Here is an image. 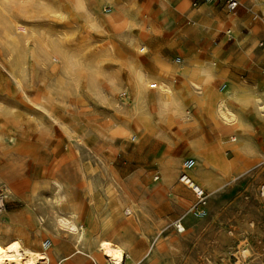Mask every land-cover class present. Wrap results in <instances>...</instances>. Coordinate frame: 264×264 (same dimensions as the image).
Returning a JSON list of instances; mask_svg holds the SVG:
<instances>
[{
    "label": "rangeland",
    "instance_id": "1",
    "mask_svg": "<svg viewBox=\"0 0 264 264\" xmlns=\"http://www.w3.org/2000/svg\"><path fill=\"white\" fill-rule=\"evenodd\" d=\"M240 2L242 17L248 6L245 0ZM192 3L0 0V188L6 186L11 191L0 213V234L5 241L20 238L26 245L43 250L42 242L54 239L49 222L54 224L61 212L54 206L49 184L59 179L75 189L74 200L62 210L79 213V222L90 232L87 246L94 251V239L109 237L108 231L103 233V220H111L110 228L121 227V220L113 213L118 206L115 201H122L124 213L129 196L150 215H140L139 220L148 230L147 237L134 231L124 236L142 256L148 254L152 243L159 264H264V116L256 112L252 101L236 100L232 106L241 114V125L222 133L211 116L189 102L182 76L159 63L175 68L181 59L224 65L225 75L213 82L214 90L232 83L264 96V29L256 38L251 30L261 22L254 19L260 9L251 11L250 24L236 29L234 18L225 22L231 15L221 5L197 8ZM199 10L205 13L196 15ZM13 20L26 24L28 33L18 31ZM8 50L23 54L25 73ZM59 52L65 55L67 65H72L69 70ZM76 66L78 69L72 71ZM138 67L152 77L150 82L155 78L174 84L196 118L199 133L182 130L171 117L162 118L152 104L151 126L131 113V75ZM68 71L80 76L86 100L75 92ZM155 91L147 88L151 99ZM120 124L128 130L126 136L113 135V126ZM198 140L211 152L222 143L233 142L239 144V152L226 150V170L206 167L195 158ZM187 158L197 162L190 176L200 178L202 174L213 185L195 181L206 191L203 205L180 181ZM12 166L26 181L18 196ZM114 179L126 190L124 196L113 187ZM160 185L162 190L154 191ZM41 208L48 211L50 219L44 225ZM179 221L186 231L179 232ZM75 242L73 235L64 231L61 253L74 249ZM83 245L76 247L83 250Z\"/></svg>",
    "mask_w": 264,
    "mask_h": 264
},
{
    "label": "bare ground",
    "instance_id": "2",
    "mask_svg": "<svg viewBox=\"0 0 264 264\" xmlns=\"http://www.w3.org/2000/svg\"><path fill=\"white\" fill-rule=\"evenodd\" d=\"M201 12H204V10H199V12H197V13H201ZM230 19L231 20L228 21V23H231L233 21V18H230ZM13 26L18 31H22V32H26L30 29V28H28V26L26 24H23V23L18 22V21H14ZM26 33H28V32H26ZM228 33H230V32H228ZM11 36H13V35H11ZM42 38L44 39V37H41V39ZM6 39L9 40L8 37ZM46 39L49 40L50 37H49V39L48 38H46ZM46 39H44V40H46ZM15 40H17V39H15ZM35 40H37V39L35 38ZM39 41L37 40V42H39ZM16 44L18 45V43H16ZM25 44H27V43L25 42ZM25 46H27V45H25ZM40 46H42V45H40ZM10 48H11V46H9V49ZM11 52H12V56L13 57L15 56V58L18 59V63H20V65L22 66L21 70L24 72L25 62L23 59L25 57L23 56V54L22 55L18 54L14 50H11ZM61 52H63V51H61ZM61 52H59L62 55L61 58L62 57L65 58L64 57L65 55H63ZM10 56L8 58H11ZM66 61H68V60L65 58V62ZM69 62H72V61L70 60ZM69 62H68V64H69ZM177 62L179 63V65L175 68H173L170 64L164 63L162 61H160L159 63L163 67L169 68L173 72H178L182 76L184 84L186 85V87L188 89V95H190L189 102L192 105H194L196 108H199V109L203 110L204 112H206L207 117L211 116L215 120L214 122H216L217 127H219V129L222 131V133L225 134V133L235 131L236 124L241 125L239 123L242 121L241 114H239L238 111H236L232 106V102L234 103L236 100H240L242 103H245L247 101H252L256 112L258 114H260L261 116H264V96L258 95L259 92L257 93L255 91H252V92L248 93V92L244 91L242 86H240L238 84H232V83L229 84L228 88H226V85L224 84L223 88H220L219 91H216L212 88V84L219 75H218V72L213 65H210L209 63H199V62H194V61H189V60L182 61L181 59H178ZM66 65H67V62H66ZM69 65H67L65 67L68 70L70 69V68H68ZM71 66L72 65H70V67ZM76 68H77V66L74 68V70H73V68H71V70L75 71ZM26 71H27V69H26ZM65 71L67 72V70H65ZM70 73L71 72H69L68 74H70ZM76 74H77V72H76ZM19 76L21 77V75H19ZM66 76H67V74H66ZM131 76H132V80H133L132 81L133 98H132V106H131L132 111H131V113L134 115H138L140 117V119L143 121V123H145L147 126L148 125L151 126L153 124L154 119H153L151 109H150V104H152L156 108L158 115H160L162 118L163 117H165V118L171 117L173 119V121L175 123H177L182 130H187V131H189V133L194 134V135L200 132L201 129L199 130V128L197 126L196 118L192 115V111L186 107L187 101H185V100L183 101V99L179 96V93L176 90V88L174 87V84L172 82H168L165 80H157L155 78H153V80H154L153 82H150V79L152 77L146 71L140 70L139 67L132 71ZM72 77H73L72 81H69V82H71V83L73 82V87L75 89V92L77 93V95L79 94V98L82 101L86 100V97H87L86 93L81 91V80L79 79L80 76L78 78L76 75L72 74ZM25 78H26V76L23 78V80ZM21 79H22V77H21ZM21 79L20 78L17 79L18 83L21 82ZM111 84H113V83H111ZM114 84H115V82H114ZM20 85H18V86H20ZM154 85H156V88H155L156 91H155V95L151 99L147 94V88H149V87L151 88V86H154ZM21 87H22V85H21ZM94 90L97 91L96 88ZM101 92L102 91H100V93H98V92L97 93L101 94ZM102 95H103V93H102ZM103 96H106V95L104 94ZM103 98H105V97H103ZM107 98H108V96H107ZM102 100H105V99H102ZM120 109H122V107ZM124 110H126V109L124 108ZM124 110L122 109V111H124ZM113 127H114V130L112 131V133H113V135H115L117 137H118V135L120 137V136H126L128 134V130L125 128V126L123 124L117 125V128H115V126H113ZM133 137H135V136L133 135ZM11 139H12V142H15V140H16L15 137H13V136L11 137ZM195 145H196L195 152H194L195 158H197L199 161L203 162L206 165V167L208 165V167L212 166V167L221 168L223 170H226L229 167L228 160L225 156L226 150L229 148L228 150L233 151L234 153L239 152V144L236 145V143H233V142L222 143V145L219 148L216 147L214 152L209 151V149L204 145V143L202 141H199V140L196 141ZM13 161H14V159H13ZM12 176H14L16 179H18L17 188H16V190H14L15 194L18 196L21 194V192H23L25 190V188H22V186H23V184H26V181H24L25 179H23V180L21 179L22 177L19 175L17 168L14 166H12ZM192 179L194 181H199V182H202V180H203V183L209 185L210 187L213 186L211 181L205 179L202 174H200V178L194 177ZM114 180H115V183L113 184V187L115 188V190H117V191L119 190L121 195L124 196V194H126V192H125L126 190L124 191V188L122 187V185L120 183H118V180H116V179H114ZM49 185H51L50 189H52L53 193H54V200H55L54 206H56V209H58L57 212H59V211L61 212L59 217L56 214L57 220L54 219L55 220L54 224H52V223L50 224L48 211L44 210L42 208H41L42 210L40 209V220L42 221V224L43 223L45 224L48 221L49 222V228L53 229V231H51V233L53 234L54 239H50L51 244H52L51 245L52 250L35 249L31 246L26 245L20 238H15V239L12 238V240L5 241V237H3L0 234V264H63L62 263V257L59 258L57 254L60 251H62V233L64 231H67V233L69 232L70 234H72L76 238L75 245L78 247L80 244H85L86 242L91 241L90 240V232H89L88 228H86L85 226H83L79 222V220H81V216L79 215V213H76L73 211L70 212V210H69L70 213L65 211V213H69L68 215H65L64 211L62 210V208L64 206H67L72 200H74L73 191H75V189L73 188L74 190L72 191L71 187L64 184L59 179L51 180ZM109 186L111 187V185H109ZM162 188H163L162 185H160L158 187L156 186L154 191L160 192L162 190ZM0 189H5L9 192V194H11L10 189L6 186H1ZM27 190H28V188H27ZM36 190L34 192L35 194H36ZM262 192H263L262 195H264V190ZM117 194H119V193H117ZM121 195L119 194V196H121ZM41 196H40V198H41ZM125 197H126V195H125ZM42 199H44V198H42ZM126 200H127V203L129 204V207L127 209H124L125 210L124 213H122L123 212L122 204H121L122 201H120L119 199H117L115 201V204H117L118 206L113 210V213H115L117 215L116 220H123L124 225H122L121 227L115 226L114 228L113 227L110 228V226L112 225L111 220H103L102 221L101 225H102L103 233L108 231L107 234L109 237L106 238V237L100 235L98 238L93 240V243L96 246V251H97L96 253H98V255L96 256L94 254H91L92 262L94 264H159L160 261L157 259L155 253H153L155 250L153 247L154 244L151 243L149 250H148L149 251L148 254H146L145 256H142L141 252L139 250H137L135 246L132 247L133 245H131L129 242H127L124 239V235L126 233H129L132 231H134L135 234L138 233L139 235L144 236V237H147V234H148V233H146V231H148V230L145 231V228L139 222V220H141L140 215H142L144 217L145 215H147V213L141 209V207L134 201V199H131L128 196V198H126ZM43 201H45V203L49 204V202H46V200H43ZM123 201H125V200H123ZM53 204H54V201H53ZM71 204H73V203H71ZM75 204H77V203H75ZM123 204L125 205V202ZM29 205L31 206V204H29ZM142 205H144V203ZM40 206H42V205H40ZM70 207H71V205H70ZM36 208L37 207H35V209ZM124 208H125V206H124ZM70 209H73V208H70ZM49 210H51V209H49ZM64 210H65V208H64ZM38 212H39V210H38ZM94 212H95V210H94ZM202 214H203V211L198 213V215H202ZM56 216H54V217H56ZM180 222L181 221L177 222V226L180 225L181 227H183V225ZM47 226H45V227H47ZM40 227H41V224H40ZM132 227L134 229L130 230V228H132ZM43 229H45V228H42V230ZM46 231H44V232H46ZM150 231H151V229H150ZM184 231H186V228L184 229ZM157 241H158V239H157Z\"/></svg>",
    "mask_w": 264,
    "mask_h": 264
},
{
    "label": "crops",
    "instance_id": "3",
    "mask_svg": "<svg viewBox=\"0 0 264 264\" xmlns=\"http://www.w3.org/2000/svg\"><path fill=\"white\" fill-rule=\"evenodd\" d=\"M238 1H239V6H238L237 10L234 11V12L228 11L227 8H226V6L223 3L218 2V1H214V2H211V3H203V4H200L197 8H199L200 6H202L204 4L206 6H209V5L215 4V3L221 5L231 15V16H229L226 19L225 22L228 24V21L231 20L230 18H234L236 21L233 23V25L236 27V29H242L245 25L250 24V22H251V19H250L251 11H253L256 8H259L260 9V13H256V15H254V19L255 20L256 19L257 20H260L261 22H260V24L255 25L251 29L253 36L255 38L258 37L259 35H261L263 33V29H264V0H255V1L254 0H245L246 4L248 6V11L245 12L242 17H239V15H240V9H241L242 4H241L240 0H238ZM204 13H205V10H204L203 13H199V14L196 13V15L201 16ZM256 28L258 29V31L257 32H253L254 29H256ZM226 33L229 34L227 31H226ZM214 65H215V67L217 69V72H218L219 77L221 75H225V67H224V65H219V66L216 65V64H214ZM170 74H173V73L171 72ZM216 79H219V78H216ZM262 91L263 90H260V94L262 93ZM218 133H219V131L216 133V135H218ZM196 167H197V165L192 170H194ZM120 225L121 226L124 225V221L123 220H121V224ZM133 229H134L133 227L130 228V230H133ZM127 234L128 233H126L125 235H127ZM75 240H76V238H75ZM92 244H94V243H92ZM93 249H94L93 247L91 248V246H87V243H85V245H83V250H81V249L78 250V248L76 246H74V249H72L71 251L66 252V253H61L63 251L62 250L57 255H58L59 258L62 257V263L63 264H94L92 262V259H91V254H94V255L97 256L98 253H96V251H94Z\"/></svg>",
    "mask_w": 264,
    "mask_h": 264
},
{
    "label": "built area",
    "instance_id": "4",
    "mask_svg": "<svg viewBox=\"0 0 264 264\" xmlns=\"http://www.w3.org/2000/svg\"><path fill=\"white\" fill-rule=\"evenodd\" d=\"M214 1H218V2L223 3L226 6L227 10L230 12L236 11L238 6H239L238 0H193L192 4L194 7H198L200 4L211 3ZM151 88L155 89L156 85L151 86ZM196 165H197V162L194 158L185 159L182 163V171L180 174V181L193 191V193L195 194V196L198 199V203L200 205H203L206 203V197H207L206 191L200 184L195 182L189 174V172ZM8 198H9V192L5 189H0V213L5 209V205L8 201ZM177 227H178L179 232H183L185 229L184 226L181 227L180 225H178ZM51 245H52L51 241L48 238L42 242L43 250L50 249Z\"/></svg>",
    "mask_w": 264,
    "mask_h": 264
}]
</instances>
